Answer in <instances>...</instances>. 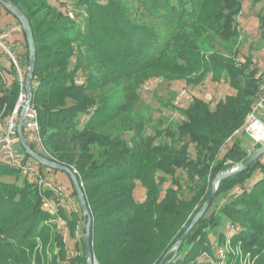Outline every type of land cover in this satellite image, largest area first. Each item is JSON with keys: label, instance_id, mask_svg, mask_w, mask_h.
I'll return each instance as SVG.
<instances>
[{"label": "trees", "instance_id": "trees-1", "mask_svg": "<svg viewBox=\"0 0 264 264\" xmlns=\"http://www.w3.org/2000/svg\"><path fill=\"white\" fill-rule=\"evenodd\" d=\"M9 1L26 16L32 30L31 106L42 150L28 141L22 127L23 135L38 155L75 172L91 215L94 264H240V253L253 264H264V154L219 182L211 204L175 256L174 251L167 253L206 200L215 175L250 155L234 133L246 134L243 125L264 72L258 75L251 55L239 61L237 51L226 55L206 50L213 39L237 43L236 20L242 2L69 0L83 13L84 25L78 27L49 0ZM260 21L264 37V16ZM20 31L26 48L25 76L28 50ZM13 69L11 81L0 79V118L10 114L20 91ZM78 71L85 75L79 84ZM208 74L212 82H226L234 93L225 95L213 109L199 98L185 108L175 107L183 120L174 129L155 130L146 139L132 135L126 141L113 134L111 127L129 110L130 102L114 107L108 98L88 94L123 79L127 93L135 98L137 87L153 78L197 86ZM259 119L264 123V110ZM18 147L25 159L33 160ZM35 163L39 169L46 168ZM257 171L262 176L248 187ZM20 173L0 162V264H87L82 236L78 254L68 258L63 236L52 223L61 218L70 236L81 233L80 204L77 214L55 201L56 212L50 213L44 203L55 200L54 192L26 176L21 178ZM178 173L185 176L188 198L180 196ZM3 177H15V181L6 182ZM167 178L170 185L162 191ZM136 182L145 191L140 202L133 196ZM72 194L76 196L73 186ZM218 199H224V204L211 210ZM225 220L233 230L226 260L199 261L202 256L213 258L209 235ZM224 241L219 234L218 244Z\"/></svg>", "mask_w": 264, "mask_h": 264}, {"label": "rangeland", "instance_id": "rangeland-1", "mask_svg": "<svg viewBox=\"0 0 264 264\" xmlns=\"http://www.w3.org/2000/svg\"><path fill=\"white\" fill-rule=\"evenodd\" d=\"M239 1L242 2V11L236 20L237 30L239 31L237 43L235 45H230L218 39H213V41H211V46L206 47V50H214L226 55L231 53L233 54L237 51L238 54L236 58L239 61H242L246 56L251 55L253 67L257 69L258 75L262 77L264 72V37L260 34L259 25L261 17L264 16V1L258 4H253L252 0ZM49 3L64 12V14L67 15L76 26L82 27L84 25L83 13L81 9L74 6L72 1L49 0ZM13 25L21 29L12 14L8 13L0 4V29L11 27ZM202 41L205 42L203 39ZM8 44L17 56H19V66L21 70L24 71V53L26 48L20 30L12 34ZM73 63L74 60H72V64ZM13 70L11 62L7 59L6 55L0 51V79L2 81H6V79L10 81V78H7L5 73L7 72L11 75L13 74ZM77 74V83H82L84 81V73L82 71H78ZM262 81H264V78ZM126 87H128L127 82L123 79H119L115 82L108 83L95 91L88 92V94L94 98H108L109 103L114 107H120L122 104H128L130 102L131 106L129 110L126 113L122 112L117 118V125L111 127L113 128L114 136H119L126 141H129V138L132 135H139V137L143 139L152 137L155 130H162L167 126L174 129L175 126L183 120L182 115L175 107L185 108L193 98L202 99L203 101L209 103L211 109H213L215 104L225 95L234 93L226 82H212L210 74H208L204 81L197 86L187 85L183 80L168 82L159 78H153L145 81L137 87L135 91V98L130 97L129 93H127L125 89ZM8 116L9 115H3L0 118V134L5 130V121ZM82 116L85 115H81L80 117ZM30 135L31 134L29 132L26 133L28 141L31 142L35 149L40 150ZM240 135L241 136L234 137L241 139L242 145H244L243 148L250 154L257 149L256 144H264V140H256L249 133ZM160 140L169 141V138L162 137ZM231 141L232 139H230L227 144ZM189 150L190 153L193 154V148L191 145L189 146ZM27 160L32 163V167L37 169L39 175L46 182L47 185H42V188L51 189L55 194V200L52 201L51 199L45 201L44 208L50 213H55V201H58L59 206L67 212L72 211L79 214V201L78 198L72 194V186L67 176L62 172H54L46 168L39 169V166L33 160ZM261 161H264V155L262 156ZM0 162L3 161L0 160ZM178 174L182 185V193L180 196L181 198H188L190 196V192L187 188L185 176L181 173ZM25 176L30 180H33V178L27 176L26 174L22 172L20 173L21 178ZM261 176V172L257 171L254 178L248 182L247 186L250 187ZM3 180L6 182H12L15 181V177H3ZM169 185L170 179L167 178L161 188L162 191ZM235 192H239V189H236ZM144 194V189L140 184H138V182H136L133 192L134 199L140 202L143 200ZM224 202V199L216 200L213 202L211 210L219 209ZM52 223L57 225V229L63 236L68 258L78 254L81 247L80 231L78 230L74 236H70L65 220L58 218ZM219 234L225 236L224 245L218 244ZM232 234L233 230L229 226L228 221L225 220L220 228L215 229L209 235V241L212 244L214 251L213 258L210 259L207 256H202L198 260H208L211 262L216 259L224 262L226 260L225 252L227 249L230 250L229 239ZM239 258H241L240 264H253L248 255L243 256L240 253ZM58 264H68V262H59Z\"/></svg>", "mask_w": 264, "mask_h": 264}, {"label": "water", "instance_id": "water-1", "mask_svg": "<svg viewBox=\"0 0 264 264\" xmlns=\"http://www.w3.org/2000/svg\"><path fill=\"white\" fill-rule=\"evenodd\" d=\"M0 4L3 8H5L12 16L16 18L18 21L24 35L25 40L27 44V50H28V67H27V73L25 75V81H24V89L26 93V102L24 106L21 108L19 118L16 125V132L17 137L19 140V144L22 148V150L25 152L26 155H28L30 158H32L35 162L41 164L42 166L52 169L54 171L63 172L66 174L73 186V189L76 193V196L78 198L79 204L81 206L82 212H83V221L81 226V236H82V244H83V250L85 253L86 263L87 264H94L93 256H92V250H91V242H90V227H91V215L84 197V194L81 190L80 183L78 182L77 176L75 175V172L72 171L70 168L65 167L61 164L52 162L48 160L45 157H42L38 155L36 152L30 149L29 145L27 144L22 127H23V121L26 114L27 108L31 105L32 95H31V80L33 76V70L35 66V47H34V40L32 35V30L29 24L28 19L26 16L16 7L14 6L9 0H0ZM264 154V144H262L259 148H257L254 152H252L246 159L239 162L236 165H233L228 170L224 172H219L215 175L211 182V190L208 194L206 200L203 202L199 210L196 212V214L193 216L192 220L190 221L187 228L181 233V235L176 239L173 246L169 249V252L174 251L173 257L175 256L178 248L180 247L181 243L187 236V234L190 232V230L193 228V226L199 221V219L204 215L205 211L211 204L215 191L217 189V186L219 182L225 178H228L238 172H241L245 170L250 164H252L254 161H256L258 158H260ZM160 262L159 264H161Z\"/></svg>", "mask_w": 264, "mask_h": 264}, {"label": "built area", "instance_id": "built-area-1", "mask_svg": "<svg viewBox=\"0 0 264 264\" xmlns=\"http://www.w3.org/2000/svg\"><path fill=\"white\" fill-rule=\"evenodd\" d=\"M19 30L20 28L15 25L0 29V51L6 55L7 59L11 62V65L15 68L17 73V80L20 86L17 102L5 121L4 132L0 134V156L1 160L8 166L19 169L22 173L33 178L35 182L42 186L45 185L46 182L39 175L37 169L32 167V163L24 158L23 152L18 148L19 140L17 137L16 125L21 108L26 102V93L24 89L25 76L23 75L22 70L19 66L20 58L19 56H17L14 50L10 48L8 42L11 39L12 34ZM263 110L264 81H262L260 84L257 98L253 103L251 110L247 113L245 123L243 125V130L245 131V133H249L254 138V124L259 123L264 126V124L259 121V116ZM23 128L26 133L29 132L31 134V138L36 142L38 148L42 150V146L38 137V124L36 121V112L31 105L26 110V114L23 121ZM239 134V131H236L234 133V136H238Z\"/></svg>", "mask_w": 264, "mask_h": 264}, {"label": "bare ground", "instance_id": "bare-ground-1", "mask_svg": "<svg viewBox=\"0 0 264 264\" xmlns=\"http://www.w3.org/2000/svg\"><path fill=\"white\" fill-rule=\"evenodd\" d=\"M254 136L256 139L264 140V126L259 123L254 124Z\"/></svg>", "mask_w": 264, "mask_h": 264}, {"label": "crops", "instance_id": "crops-1", "mask_svg": "<svg viewBox=\"0 0 264 264\" xmlns=\"http://www.w3.org/2000/svg\"><path fill=\"white\" fill-rule=\"evenodd\" d=\"M5 76H6L7 78H10V81H11L12 77H11V75H10L9 73H5ZM6 81L9 82L8 79H6ZM0 160H1V156H0Z\"/></svg>", "mask_w": 264, "mask_h": 264}]
</instances>
